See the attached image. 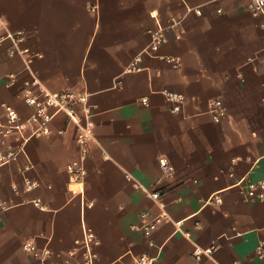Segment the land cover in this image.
<instances>
[{"label": "crops", "instance_id": "obj_1", "mask_svg": "<svg viewBox=\"0 0 264 264\" xmlns=\"http://www.w3.org/2000/svg\"><path fill=\"white\" fill-rule=\"evenodd\" d=\"M251 1L0 0V153H15L0 165L9 205L0 211V264H86L75 243L84 227L99 241L93 264H132L142 253L154 264H264L256 253L264 200L242 191L264 178V14ZM159 26L166 42L128 70ZM17 31L25 33L17 46L37 53L28 64L9 52ZM165 91L184 94L179 113ZM45 92L63 95L67 109L48 107L49 133L33 135L36 109L24 98ZM216 98L219 122L208 112ZM6 105L21 132H4ZM86 120L92 139L78 192L66 165L79 156ZM142 211L166 215L152 247L137 229ZM27 239L50 255L29 256ZM195 247L214 249L196 259Z\"/></svg>", "mask_w": 264, "mask_h": 264}, {"label": "built area", "instance_id": "obj_2", "mask_svg": "<svg viewBox=\"0 0 264 264\" xmlns=\"http://www.w3.org/2000/svg\"><path fill=\"white\" fill-rule=\"evenodd\" d=\"M249 8L254 15L264 14V0H252L249 3ZM196 11L200 13L199 9ZM2 22L3 21L0 19V24H2ZM8 36L13 39L15 44V46H13V48L9 51L10 54H19L23 56L26 64H28L35 55H37V53L30 52L28 48H20L17 46L18 43H21L25 40V33L23 31H17L15 33L8 34ZM164 42H166V38L164 35V29L162 27L159 26L156 29L151 30L148 44L143 49L142 53L134 58L133 62L128 66L127 69H139L141 55H153L158 51L159 47ZM165 58L167 61L174 63L175 66H179L181 64L180 59L177 57L166 56ZM165 96L167 101L170 103V112L179 113L185 103L184 94L175 91H165ZM24 100L28 105H33L36 109L28 119V122L37 124V126L32 130L33 135L49 133L48 123L52 119L54 113H50L47 110L48 107H55L57 110L67 109L65 97L56 93L45 92L42 99L27 95L25 96ZM143 102H146V99H143ZM5 107L7 109L10 125L4 129V132L9 133L13 130L21 132L25 124L19 120L17 113L12 108L7 105ZM208 112L214 122H219L225 116V109L222 100L219 98L209 100ZM68 116L71 121L78 123L75 115H73L70 110L68 111ZM91 139L92 134L90 130V121L86 120L83 124L79 125V133L77 136V142L79 144V156L66 165L67 172L70 174L72 180L78 185L77 187L71 189L72 191H83V183L87 173L85 160L89 152ZM14 158L15 153H0V165ZM159 164L163 172L166 174L171 175L173 173L174 168L166 158L161 157L159 159ZM237 184H241V181H238ZM28 186L30 187L31 185L28 184ZM242 191L248 197L264 200V178L257 182H247L245 186H242ZM149 196L153 199L159 200L161 193L159 191H152L149 193ZM215 199L216 201L219 200L217 196ZM8 206L9 205L5 200H0V211L5 210ZM139 216L140 225L137 227V229L142 232L143 236H145L148 240V245L152 247L154 246V242L151 239V235L157 228L158 224L166 217V215L161 213L156 216H151L148 212L142 211ZM75 243L84 249L86 264H93V258L95 254L93 253L92 248L99 243L95 233L91 229L84 227L82 237L77 239ZM22 248L29 256L40 261L45 260L50 255V250L48 248L37 247L33 239L25 240L22 244ZM213 249L214 247H209L206 249L195 247L193 250V256L196 259H200L202 255L211 254ZM256 253L259 257H264V242H259L256 248ZM154 261L155 257L149 255L148 253H142L133 257L132 264H154ZM59 264L69 263L63 262Z\"/></svg>", "mask_w": 264, "mask_h": 264}]
</instances>
